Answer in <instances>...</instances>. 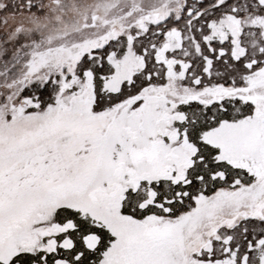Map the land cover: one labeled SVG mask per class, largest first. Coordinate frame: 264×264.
Segmentation results:
<instances>
[{
	"label": "snow or ice",
	"instance_id": "6c2138e0",
	"mask_svg": "<svg viewBox=\"0 0 264 264\" xmlns=\"http://www.w3.org/2000/svg\"><path fill=\"white\" fill-rule=\"evenodd\" d=\"M0 264H264V0H0Z\"/></svg>",
	"mask_w": 264,
	"mask_h": 264
}]
</instances>
